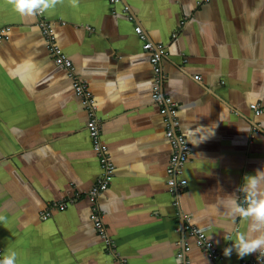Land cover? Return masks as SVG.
I'll list each match as a JSON object with an SVG mask.
<instances>
[{
	"label": "crops",
	"instance_id": "crops-1",
	"mask_svg": "<svg viewBox=\"0 0 264 264\" xmlns=\"http://www.w3.org/2000/svg\"><path fill=\"white\" fill-rule=\"evenodd\" d=\"M202 1L79 0L73 8L63 0L43 14L95 95L115 165L96 205L129 264H178V253L186 264H248L256 255L224 256L233 243L225 235L246 232L248 222L226 218L221 201L232 194L241 201L244 177L264 170V0ZM36 21L0 0V29L9 27L0 43V214L7 217L0 247L17 252L16 264H118L83 194L40 216L49 203L87 191L100 168L86 112ZM134 26L165 47L163 93L191 144L178 205L166 185L171 150L151 100L149 53ZM185 225L205 230L220 259L208 258Z\"/></svg>",
	"mask_w": 264,
	"mask_h": 264
},
{
	"label": "built area",
	"instance_id": "built-area-1",
	"mask_svg": "<svg viewBox=\"0 0 264 264\" xmlns=\"http://www.w3.org/2000/svg\"><path fill=\"white\" fill-rule=\"evenodd\" d=\"M112 3H118L120 0H110ZM206 0H203L204 2ZM125 12L128 10L127 6L123 9ZM129 19L131 17L129 16ZM36 25L43 36L46 48L51 56L53 62L58 66L67 77L70 79L72 89L75 95L80 99L81 105L87 115L86 128L91 139L93 151L96 153L99 162L100 173L94 184L84 193L73 192L71 195L64 199L53 201L47 205V207L40 212L42 219H46L51 215L54 210H63L67 205L71 204L82 194L88 198L91 202V211L89 218L93 223V226L98 235L103 239L104 246L109 254L113 256V260L118 264H129L125 259L119 256L116 251L113 241L108 236L106 229L102 222V213L96 205V198L103 191H105L114 177L115 165L111 161L108 148L105 145L101 137V121L97 117V103L95 95L89 89L87 82L81 79L75 73V68L71 60L62 51L56 42V36L54 32L53 23L45 19L43 14L36 16ZM63 24V22H61ZM134 32L142 41V49L149 53V60L152 67V88H151V100L157 105L159 114L162 117V121L165 125L164 137L170 146V157L168 160L166 173V185L172 198V204L178 205L179 195L184 191L187 180L183 175L185 164L191 153V144L186 140L183 133L181 124L177 117V107L173 99L163 93V79L161 68V59L165 55V47L161 43H153L147 39L146 35L142 31L140 26H134ZM9 36V27L0 29V43L7 39ZM196 80L198 76H194ZM250 108L255 115L262 112V109L258 103L250 104ZM241 199V203H243ZM184 229L190 231L195 237V244L201 248L206 256L211 260H219L220 256L215 248L214 243L210 240L205 230L200 229L193 225H185ZM188 247H184V251ZM4 256L3 250L0 247V259ZM182 253L176 255L178 264H186V261L182 259ZM183 260V261H182ZM264 256L256 253L255 257L249 260V263L262 262ZM248 263V264H249ZM247 264V263H243Z\"/></svg>",
	"mask_w": 264,
	"mask_h": 264
},
{
	"label": "clouds",
	"instance_id": "clouds-1",
	"mask_svg": "<svg viewBox=\"0 0 264 264\" xmlns=\"http://www.w3.org/2000/svg\"><path fill=\"white\" fill-rule=\"evenodd\" d=\"M13 10L22 18H35L38 14L48 13L63 0H7ZM73 8L79 7V0H69ZM240 191L244 194L243 203L234 195H227L221 201L226 218L235 221L241 218L248 222L247 231L234 230L225 235L232 245L224 249V256H231L233 250L240 259L259 253L264 256V170L244 177ZM246 205V206H245ZM7 217L0 214V223H6ZM18 254L15 250L5 253L0 264H16Z\"/></svg>",
	"mask_w": 264,
	"mask_h": 264
}]
</instances>
